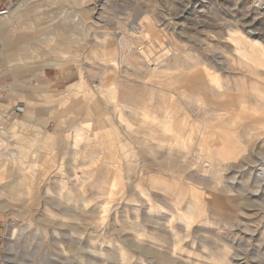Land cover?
<instances>
[{
  "label": "rangeland",
  "instance_id": "rangeland-1",
  "mask_svg": "<svg viewBox=\"0 0 264 264\" xmlns=\"http://www.w3.org/2000/svg\"><path fill=\"white\" fill-rule=\"evenodd\" d=\"M22 1L0 264H264V0Z\"/></svg>",
  "mask_w": 264,
  "mask_h": 264
},
{
  "label": "built area",
  "instance_id": "built-area-1",
  "mask_svg": "<svg viewBox=\"0 0 264 264\" xmlns=\"http://www.w3.org/2000/svg\"><path fill=\"white\" fill-rule=\"evenodd\" d=\"M18 0H0V17H6L10 14L12 7ZM260 10L264 11V3L260 5Z\"/></svg>",
  "mask_w": 264,
  "mask_h": 264
},
{
  "label": "crops",
  "instance_id": "crops-1",
  "mask_svg": "<svg viewBox=\"0 0 264 264\" xmlns=\"http://www.w3.org/2000/svg\"><path fill=\"white\" fill-rule=\"evenodd\" d=\"M24 3H25V1H22L21 3H19V5L15 8V10L12 12V19L15 21L16 19H17V16H18V13L17 14H15L16 12H18L19 10H21L23 7H24ZM11 16V14L8 16V17H10ZM8 17H6V18H8ZM6 18H4V19H6ZM4 19H0V20H4ZM0 24H1V22H0ZM1 25H4V23H2ZM3 36H4V33H0V51L2 50V46H3V40H5V41H7V40H10V38H7V39H4L3 38ZM8 36L10 37V32L8 33ZM1 38H3V39H1ZM2 40V41H1ZM9 42V41H8ZM2 45V46H1ZM28 109V108H27ZM25 125L27 126V124L25 123ZM35 132L36 133H38V132H40V130H35ZM41 133V132H40Z\"/></svg>",
  "mask_w": 264,
  "mask_h": 264
},
{
  "label": "bare ground",
  "instance_id": "bare-ground-1",
  "mask_svg": "<svg viewBox=\"0 0 264 264\" xmlns=\"http://www.w3.org/2000/svg\"><path fill=\"white\" fill-rule=\"evenodd\" d=\"M17 5H18V4H15V5L12 7V9H11V11H10V14H12V12L15 10V8L17 7ZM10 14H9V15H10ZM9 15H8V16H9ZM8 16H6V17H8ZM11 19H12V18H11ZM0 22H1V23H4V22H5V19H4V20H0ZM1 32L4 33V36H3L4 39L10 38V37L8 36V34H7V31L0 29V33H1ZM3 38H1V39H3ZM0 55H2L1 52H0Z\"/></svg>",
  "mask_w": 264,
  "mask_h": 264
}]
</instances>
